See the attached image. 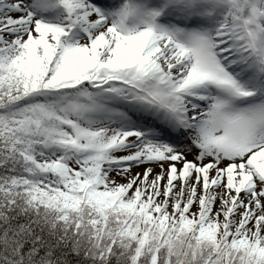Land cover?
I'll use <instances>...</instances> for the list:
<instances>
[{
  "label": "snow or ice",
  "instance_id": "1",
  "mask_svg": "<svg viewBox=\"0 0 264 264\" xmlns=\"http://www.w3.org/2000/svg\"><path fill=\"white\" fill-rule=\"evenodd\" d=\"M0 264H264V0H0Z\"/></svg>",
  "mask_w": 264,
  "mask_h": 264
}]
</instances>
